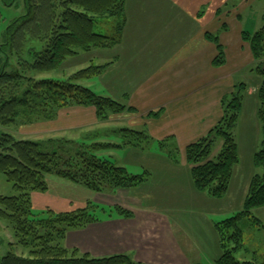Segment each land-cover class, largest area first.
<instances>
[{
    "label": "trees",
    "instance_id": "1",
    "mask_svg": "<svg viewBox=\"0 0 264 264\" xmlns=\"http://www.w3.org/2000/svg\"><path fill=\"white\" fill-rule=\"evenodd\" d=\"M234 1L238 4L242 0ZM25 8V15L14 20L5 30L6 43L0 48V52L8 49L14 62L11 71L4 67L0 73L1 128L15 124L20 116L27 119L34 116L27 123L50 120L57 109L72 106L95 107L102 122L108 121L112 115L132 110L79 83L101 75L107 67L93 65L68 80L37 78L58 72L66 61L80 53L114 47L121 39L126 23L124 0H25ZM101 19L114 21L111 36L96 33L95 25ZM2 20L0 12V23ZM208 39L219 49L215 64L224 65L225 55L219 37L208 35ZM242 39L251 48L257 71L264 75V25L253 34L244 31ZM32 41L39 42L41 48L29 47ZM246 88L244 83L236 84L234 92L222 100L221 120L205 137L186 149L196 190L215 198L226 194L234 169L240 163L234 130L243 111ZM258 97L263 142L255 155V164L262 168L263 173L252 178L243 211L215 225L222 247L216 264H255L254 261H240L235 253L243 248L240 221L251 217L254 209L264 207V82ZM120 134L135 138L136 135L143 138L147 135L127 129L121 130ZM146 139L151 138L148 136ZM218 142H222L221 149L215 159H211ZM125 145L137 146L136 142ZM60 147L49 150L43 142L20 141L10 133L0 135V173L18 193L15 197L0 195V221L11 226L15 238L8 245L10 251H5L4 255L1 250L6 245L0 239V264H148L134 263L126 254L104 258H94L89 254L76 257L77 250L71 255L69 249L61 246L60 241L72 229L98 223L96 211L100 207L88 201L84 208L74 211L48 209L36 212L32 195L46 193L50 188V178L73 183L95 194L129 190L148 178L134 175L126 167L97 155L103 150L119 148L117 145L96 143L75 150ZM118 208L130 215L123 208ZM229 242L233 243V248ZM15 249L23 250L27 257L24 253L17 254Z\"/></svg>",
    "mask_w": 264,
    "mask_h": 264
},
{
    "label": "crops",
    "instance_id": "2",
    "mask_svg": "<svg viewBox=\"0 0 264 264\" xmlns=\"http://www.w3.org/2000/svg\"><path fill=\"white\" fill-rule=\"evenodd\" d=\"M124 1L126 23L119 42L110 49L81 53L84 61L78 66H83L82 69L93 65L107 67L101 75L81 85L132 110L114 115L103 124L98 121L95 108H66L53 121L37 124L36 131L30 135L41 140L58 134L66 140L81 141L87 136L91 140L94 134L102 135L105 142L125 129L147 132L152 142L169 143L183 158L178 163L164 160L144 165L143 168L163 169L160 176L168 182L175 173L165 168L189 165L187 147L217 125L223 116L222 100L235 90V75L253 65L250 48L242 39V33L249 32L243 16L253 0H242L238 6L234 0ZM208 35L219 37L224 65L215 64L219 49ZM141 74H144L142 79ZM23 137L27 138L25 134ZM238 147L241 157L240 143ZM145 174L149 178L144 184L150 183L153 174L149 171ZM185 179L182 185H189L187 174ZM193 184L192 189L196 191ZM133 189L110 193L118 195L122 207L132 211L128 217L108 215L74 235L85 233L87 237H94L96 247L136 254L138 262L189 264L185 241L182 235L176 234L182 233V229L174 227L168 213L139 204L137 195L133 201H126ZM92 194L73 183L52 179L46 193L32 195V202L37 201L32 205L38 210L69 212L84 208ZM151 194L159 192L153 189ZM161 195L163 200L166 196L164 192ZM216 233L221 242L217 230Z\"/></svg>",
    "mask_w": 264,
    "mask_h": 264
},
{
    "label": "rangeland",
    "instance_id": "3",
    "mask_svg": "<svg viewBox=\"0 0 264 264\" xmlns=\"http://www.w3.org/2000/svg\"><path fill=\"white\" fill-rule=\"evenodd\" d=\"M240 2H238L237 6ZM7 4H10V7H8ZM0 12L3 16V20L0 23L1 48L6 43L4 35L7 27L14 20L25 15V0H0ZM263 14L264 0H253L251 7L243 16V24L245 25L248 22L250 33H255L264 25ZM112 22L113 20L101 19L95 25L96 33L110 35L113 32ZM225 29H227V27ZM246 44L249 46L248 43ZM41 46L42 45L36 41L29 43V47L41 48ZM250 52L252 55L251 59H253V65L235 75L237 85L240 83L247 85L246 91L244 92L243 111L240 116L242 118L234 130L237 142L239 141L240 147L242 148L240 157L241 163L236 165L234 169V172L236 171V173L234 175L233 172L234 176L232 177L233 180L230 183L229 189L221 198H215L210 196L208 193L192 189L193 180L190 175V165L187 167L182 165L171 167L167 166V168H165L166 171L175 173V176L172 178L170 177L168 182H164L160 176L163 169H160L157 166L156 168H143L145 164L150 165L154 162L159 164L163 163L164 160L169 162L174 161L176 163H178V161H183L180 153L169 143L158 144L152 142L151 139H146L149 136L147 132H143L147 134L146 136L144 135L145 138L138 137L137 135L135 138L131 136L126 137L123 134H120L119 136L113 134L109 139H107L108 141L105 142H102V140H104L102 135L94 134L92 135L93 138L91 140H89L90 136H87V139L81 141L67 139L68 142H63L66 137H62L58 134L56 135L58 137H46L41 140H38L35 136L30 135L36 131L37 124L53 121L61 110L85 106H72L57 110L55 109V116L50 120H37L27 123L26 121H28V119L30 120L34 116H28L30 117L28 119L25 118V116H20L18 117V121L10 127H0V135L3 133H10L20 141L27 140L41 143L43 142L49 150L57 148L60 145V148H70V150L80 149L84 146L96 143L117 145L119 148L103 150L98 152L97 155L109 158L119 166H126L128 171L132 174L146 176V178H149V175L145 174V171H149L153 174V178L150 180V183H142L140 186L134 188L136 190L132 188L133 190L130 192V198L126 201H133V199H136L137 195L139 201L138 203H141L143 207H152L156 209V211L168 213L174 227L178 226L182 229V233L178 231L176 234L182 235V239L185 241L184 246H187V251L189 252V264H216L217 259L221 256L222 247L220 238L215 230V225L227 219L236 217L243 211L244 202L248 195V189L252 178L257 174L263 173L262 168L256 166L255 164V155L261 149L263 142L262 125L258 117L260 105L258 92L264 82V75L257 71V66L255 65L251 48ZM80 54L69 59V61H66L64 66L58 72L39 75L37 78L54 77L59 80H68L73 75L83 70V66H78V64L84 61L82 57L83 55L81 56ZM8 59H10V61ZM237 59L239 60V58ZM13 63V59L8 49H6L5 52H0V73L4 67H6V71H11V65ZM143 75L144 74H141V79L143 78ZM84 81L85 80H82L79 83L82 84ZM98 121L103 124L108 122H102L99 119ZM137 132H141V130H137ZM24 134L27 138L23 137ZM128 142H136L137 146L131 147L130 145H125V143ZM221 143L222 142H218L215 145L211 159H215L219 153L222 145ZM117 149L124 150L118 151ZM111 156L113 157L111 158ZM186 174L189 176V185H182V183L186 181ZM52 179L55 178H50L49 182L52 181ZM179 179H181V183L178 182ZM153 189L158 190L159 194L152 195L151 191ZM114 192L118 191H108L104 194L94 193L91 195L90 201L100 207L96 211V215L99 217V220L106 219L108 215H112L113 218H117L119 216L128 217V215L120 211L121 209L118 208H123V205H121L123 202L120 200L118 195H110V193ZM161 192H164L166 196L163 200ZM0 195L6 197L18 196L14 185L8 182L6 176L2 173H0ZM109 196H113L114 198ZM33 202L35 203L37 201L34 200ZM39 205L41 204L39 203ZM123 209L127 213L132 212L127 208ZM44 210L47 211L48 209ZM35 211L40 213L39 211L43 210L35 209ZM87 227H89V225ZM87 227L72 229L67 236L60 241L61 246L69 249L72 252L71 255H73V252L77 250L76 257H83L85 254H89L94 258H104L117 254H126L130 256L134 263L138 262L136 254L131 252L121 253L111 249L96 247L93 243L94 237H87L85 233H79L82 234L81 236L74 235L76 232L87 230ZM240 227L243 230V248L235 253L236 258L240 261H254L255 264H264V207L254 209L251 217L243 218L240 221ZM0 239L3 240L6 245L1 250L2 255H4L5 251H10L8 245L9 243L14 242L15 238L11 226L2 221H0ZM229 245L232 248L234 247L231 242H229ZM14 251L19 255L24 253L25 257L28 255L21 249H15Z\"/></svg>",
    "mask_w": 264,
    "mask_h": 264
}]
</instances>
